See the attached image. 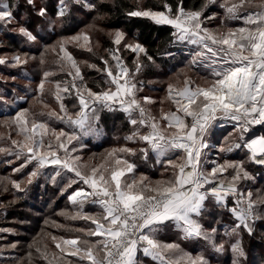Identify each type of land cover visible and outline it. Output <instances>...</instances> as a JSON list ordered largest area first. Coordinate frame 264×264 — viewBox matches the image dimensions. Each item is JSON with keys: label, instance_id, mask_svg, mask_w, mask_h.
<instances>
[{"label": "snow or ice", "instance_id": "1", "mask_svg": "<svg viewBox=\"0 0 264 264\" xmlns=\"http://www.w3.org/2000/svg\"><path fill=\"white\" fill-rule=\"evenodd\" d=\"M217 2L204 0L194 8L186 7L184 0H176L175 5L163 0L154 8L134 0V6L124 12L126 17L171 28L167 46L153 52L138 37L100 27V22L110 19L105 9L109 4L115 7L116 0H55L54 4L0 0V29L15 24L13 32L26 43L39 45L38 56L15 51L0 55V65L18 69L38 62L41 73L35 88L25 73L26 96L31 95L40 110L33 111L30 104L0 119V127L6 129L0 139L8 142L0 153L23 160L13 172L33 166L24 180L0 177L3 190L11 185L24 192L51 166L54 185L67 180L59 191L72 206L71 211L62 209L56 215L86 224L74 228L45 218L46 227L75 235L42 228L39 239L34 237L27 245L25 256L13 258L15 264H140L141 253L154 264H212V254L226 251L231 252V264L247 260L245 234L252 237L257 221H264V189L253 188L257 177H264V131H257L264 128V0H222V17L215 12L205 15ZM21 7L25 11L17 19ZM76 7L95 13L92 23L41 45L42 37L29 21L35 17L37 28L55 33L65 28ZM217 18V27L207 26ZM231 22H237L236 26ZM94 32L109 37L111 46L103 48L102 54H98L102 45L93 40ZM176 45L182 46V53L186 49L189 57L184 68L169 78L158 100L142 95L146 87L157 83L140 78L145 69L158 68V58L175 60L177 53L169 48ZM74 51L85 52L100 64L79 60ZM82 68L103 77L96 90L89 86ZM193 68L207 72L200 83L190 75ZM59 75L65 78L56 79ZM16 79L0 75L5 84ZM0 101L9 103L3 93ZM105 111L123 114L128 125L122 137L125 143L85 159V138L101 134ZM221 121L231 124L232 131L217 149L222 155L210 159L209 151L215 147L212 130ZM237 151L243 159L228 158ZM257 166L260 172L255 171ZM157 167L161 171L153 179L147 171ZM86 206L97 211H86ZM169 228L177 239L161 238ZM13 231L0 228V233ZM182 242L195 243L201 250L193 254ZM6 247L16 249L18 242Z\"/></svg>", "mask_w": 264, "mask_h": 264}, {"label": "trees", "instance_id": "2", "mask_svg": "<svg viewBox=\"0 0 264 264\" xmlns=\"http://www.w3.org/2000/svg\"><path fill=\"white\" fill-rule=\"evenodd\" d=\"M221 0H218L217 4L211 5L209 10L205 13V15H209L212 11H216L220 14H223V9L220 8ZM23 3V0H20ZM169 3L175 5L176 0H168ZM204 2V0H184L186 7H194L199 8L200 5ZM50 3L54 4L55 0H50ZM163 3V0H143V4L146 7H157ZM134 6V0H116L115 7L112 4H109L105 11H109L110 19L105 22H100V27L105 29H113V28H121L125 32L128 33L130 37H138L139 40L146 44L153 50V52L157 48L163 49L167 46V42L169 40V35L171 28L169 26H157L151 21L144 19V18H129L124 15L126 9H131ZM77 8V7H76ZM79 8V7H78ZM77 8V9H78ZM25 9L21 7L19 12L17 13V18L19 19L20 16L24 14ZM77 10H74V13ZM82 15L84 18H76L77 22H92V17L95 13L88 14L83 9H81ZM75 16V14L73 15ZM33 19V18H32ZM73 19V18H72ZM70 19L64 29H61L59 34L52 36L51 38H42L44 43H50L58 35H70L77 31L81 25L75 26V21ZM232 24L235 22H231ZM81 24V23H80ZM220 24V21L215 19L207 26H214L217 27ZM60 31V30H59ZM100 44L102 45L101 49L98 50V54H102L103 48L109 47L110 40L109 37L104 34L100 33ZM170 51L177 53L176 59L171 60L166 57L158 58L157 63L159 64L158 68H146L144 74L140 77L141 79L148 81L155 78H167L171 74H174L179 69L184 68L185 63L187 62L183 56H181V52L177 50L175 46L169 48ZM79 54H75L79 60H89L90 62H95L100 64L98 60H95L93 57L88 55L85 52L79 51ZM34 55H39V50L34 52ZM33 72L28 74V77L31 78V84L33 85L34 81H38L40 78V69L37 62L32 64L31 66ZM102 67V64H101ZM82 71L85 74V78L89 83V86L96 90L97 83L102 82L103 77L101 75H97L98 73L95 70L82 68ZM191 71L192 73H196L201 77L207 76L206 71H202L199 69L193 68ZM63 76V75H62ZM61 75L57 76L56 79H60ZM65 78V77H64ZM14 83V82H13ZM18 85V84H17ZM35 88V86L33 85ZM166 88L165 84H158L155 83L151 87H146L143 94L147 95V93L159 99V93L164 91ZM22 90V89H21ZM23 92H29L28 88H23ZM46 100L49 104H51L52 98L50 96H46ZM32 102L31 95H27L25 100H18L15 99L14 104H9L8 110L4 112H0V118H4L6 115H14L15 110H18L20 107L27 108L30 106ZM72 101L68 102V107L71 108ZM157 106H159L157 104ZM34 110V107H32ZM219 125V124H218ZM57 128L64 127L63 125H55ZM100 127L102 130L106 132V137L100 143L94 142L91 139L85 140L87 144L86 151H99L101 149H105L108 147L119 146L125 143L123 140V135L128 131L127 122L124 120V116L122 113H108L102 112L101 113V122ZM68 130L67 128H65ZM232 131V126H217L214 127L212 130V140L217 144L220 145V142L223 138ZM257 131H264V128H257ZM105 135V134H104ZM221 135V138H217V136ZM119 137L120 139H117ZM131 147H136L137 145L129 144ZM4 156H0V176L3 175L4 177H11L12 179L16 180H24L26 178V174L30 171L25 169L22 173H13L12 167L5 165L1 168L2 160ZM228 158L230 159H243L244 156L241 152L237 151L234 153L228 154ZM4 165V164H3ZM32 165H30V168ZM249 169L252 170V166H249ZM141 170L144 171V166L141 167ZM161 169L158 167L156 169H152L147 171V174L150 175L153 179L159 177ZM256 172H260V168L257 166L255 168ZM39 181L37 177L32 184L26 186V190L24 192H19L16 189L12 188L11 185H8V191H1L3 182H0V201L6 203L4 205V214L1 215L0 218L2 219L4 226L12 227V233H6L7 235L3 238V244L9 245L12 243L18 242V247L16 249L6 248L4 251V255H0V264H15V259L13 258H21L24 257L27 251V245L33 240L34 237H37V234L41 232L42 228H45V231L52 232L57 235H65V236H73L75 233L70 232H61L57 231L53 227H46L44 225L45 218L50 219H57L61 223L69 224L71 227L78 228L80 226L84 227L82 221H65L63 217H59L56 215L57 211L65 207V209L72 210L71 204L67 200V196H60V191L58 185H48L43 184ZM52 187V188H50ZM254 190L257 188L264 189V177H257V182L253 186ZM57 192V194H56ZM55 197V198H54ZM59 197V198H58ZM3 207V206H2ZM86 211H93L97 210L92 206H86ZM225 219H227V215H225ZM223 229H221L222 231ZM39 239V237H37ZM244 239L246 251L248 252V258L244 261V264H264V221H257L256 223V230L252 237H248L245 234ZM199 249V248H198ZM197 249V250H198ZM196 250V251H197ZM193 251V253H196ZM212 260V264H220L219 256L217 257H209ZM146 259V258H143ZM226 264H231L229 261H224Z\"/></svg>", "mask_w": 264, "mask_h": 264}, {"label": "rangeland", "instance_id": "3", "mask_svg": "<svg viewBox=\"0 0 264 264\" xmlns=\"http://www.w3.org/2000/svg\"><path fill=\"white\" fill-rule=\"evenodd\" d=\"M220 2H222V0ZM77 8L74 9V10H77V11H75V13H74L75 16L72 17L73 18L72 20L75 21V23H74L75 26L74 27H76L78 25H81V27H79L77 29V31H78L79 29L84 28L85 25L90 24L92 22L91 21L90 22L89 21L88 22H85L84 21L83 23L82 22L76 23L77 22L76 18H80V19L84 18V15H82V13H81V8H78V9ZM213 12L217 13L218 14V17H222L223 16V14H220V13H218L216 11H212L209 15H211ZM217 20L220 21L219 18H217ZM38 24H39V20L36 19L35 17H33V19H31L29 21L30 28L35 29L36 31H38L40 37H42V38H46V39L51 38L52 36H55V35L59 34L58 32H61L62 31L60 28H57V30H56L55 33H49L47 31L46 27L44 28V30L41 31L39 28H37V25ZM236 24H237V22L233 23L232 26H236ZM14 27H15V24H11V25L8 26L7 29H0V45H2V46H0V55H4V54H9L10 55V54H12L15 51L29 52L30 54L34 55V52H37L38 51L39 45L26 43L21 36H19L18 34H16L15 32L12 31V29ZM210 27L211 28H215L214 26H210ZM113 29H117V28H113ZM118 29H121V28L119 27ZM121 30H123V29H121ZM92 36H93V40L94 41L99 40V42H100V32H94V33H92ZM56 39H57V37H56ZM56 39H54L53 41H55ZM53 41H51L50 43H52ZM40 44L41 45L44 44V41L42 39H40ZM175 47L177 48V50L179 52H181L182 46L176 45ZM78 52L79 51H74V54L77 55V54H79ZM184 53H186V49H184ZM184 53L181 52V56H183L184 59L187 61L189 59V57L186 54H184ZM125 55H128V54L125 53ZM34 63L35 62H30L26 67H24V68H18V69H10V68H6L3 65H0V75H3L5 77H10V76H16L17 77V79L15 81L8 80L7 81V84H5L4 80H0V93H3L4 100L9 101V103L7 105H5L3 103V101H0V112H2V111L4 112L5 110L10 109L9 108V104H11L13 101H15V99H17V96H20V97L25 96V93L23 92V88H28L27 85L29 84V79L25 78V73H27V75H28V74H30V72H33V70L31 69L32 68L31 66ZM37 64H38V62H37ZM48 67H50V68L53 67V65L51 64V57L49 58V65H48ZM195 69L202 70L200 68H195ZM192 72L193 71L190 72V75L192 76V78L194 80H196L197 83H200L201 82V80H200L201 76H199L196 73H192ZM97 75H101V74L98 73ZM171 77H173V74H171L168 77V81H169V78H171ZM60 79H64V76L61 75ZM166 79L167 78H162V79L161 78H155V79H151V81H157L158 84H162L163 83V84L166 85V82H167ZM38 82H39V80L38 81H34L33 82V85L36 86V84H38ZM33 85H32V87H33ZM13 90H15V92H13ZM164 94H165L164 91H161L159 93V96L158 97L160 98ZM142 95H145V94L142 93ZM147 95H149V94L147 93ZM153 98L154 99H157L156 97H153ZM31 105H32V107H34V110L33 111L38 112L40 110L39 105H36L34 101L31 102ZM50 105L53 108H56L57 107V105H56V103H55L54 100L51 101V104ZM158 107L159 106H157V105L153 106V111L155 112L158 109ZM165 107H167V105H165ZM0 119H3V118H0ZM217 126H219V125L217 124L215 127H217ZM4 132H6V129L0 127V134H2ZM105 137H106V132L101 129V134L96 135V136L86 137L85 140L91 139L94 142H97V143L100 142L101 143ZM13 138H15V134L14 133H13ZM217 138H221V135L217 136ZM211 142L213 144H215V142L212 141V136H211ZM7 146H8V142L6 140H4V139H0V147H7ZM218 147H219V145H215V147H213L211 149L212 150V153H211V155H209V158L210 159H214V158L222 155V154H220L217 151ZM109 148H111V147H108V148H105V149H101L99 151H91V150L90 151H85V152L82 153V155L85 157V159H87V157L88 156H91L93 153L99 155L100 153H103L106 149H109ZM1 155L4 156V158L2 157L3 160H2L1 168L3 166H5V165H8L9 167H12V171L11 172H13V167H18L21 163H23V160L22 159L21 160H16L14 156H6L4 153H0V156ZM6 160H13L14 161V164H8V163H6L5 162ZM32 167L30 168V166H28L26 169L32 171ZM51 174H52V169H51V166H50L47 170L44 171V173L42 175L38 176L39 181L42 182L44 185L47 184V183H48V185H52L53 183L51 182V179H50V175ZM0 177H4V176L1 175ZM5 177H7V176H5ZM66 182H67V180L65 179L63 182H61V183L58 184V187L59 188L60 187H63V184L66 183ZM50 188H52V187H50ZM1 191L2 192L4 191L3 190V186H2ZM56 194H57V192H56ZM60 196L61 195H59V197ZM0 205L3 206V207H0V213H1V215H3L4 212H5L4 211V205H6V203H4L3 201H0ZM62 209H65V207H62ZM62 209H60V210H62ZM60 210H58L57 212H59ZM94 211H97V210H93L92 212H94ZM55 220H57V219H55ZM82 224L84 225V227L86 226L85 222H83ZM80 227H82V226H80ZM0 228H11V229H13L12 227H7L6 225L4 226V223H3V221H2L1 218H0ZM6 235H7L6 233H0V249H4L5 250L7 248L6 245L3 244V241H2L3 238H5ZM161 238L162 239H165V240H174V239H177V236L169 228V229H165L164 230V235ZM182 247H184L186 250L191 251V252L196 251L198 248L199 249L196 252H198V251L201 250V248H200L199 245H197L195 243H191V242H182ZM4 252L5 251H3L2 253H0V255L5 256L4 255L5 254ZM193 254H195V253H193ZM211 256L212 257L213 256L214 257H216V256L218 257L219 256L220 261L222 262L220 264H226V263H224V261H229L231 263V258L232 257H231V252L230 251H226L223 254H215L214 253ZM140 264H154V262L151 261L150 258H148V259H142V260H140ZM260 264H262V263H260Z\"/></svg>", "mask_w": 264, "mask_h": 264}, {"label": "built area", "instance_id": "4", "mask_svg": "<svg viewBox=\"0 0 264 264\" xmlns=\"http://www.w3.org/2000/svg\"><path fill=\"white\" fill-rule=\"evenodd\" d=\"M220 126H231V124H225L224 122H219L218 123ZM212 143V142H211ZM213 144V143H212ZM213 145H216V144H213ZM211 153H212V150H210V152H209V155H211Z\"/></svg>", "mask_w": 264, "mask_h": 264}, {"label": "crops", "instance_id": "5", "mask_svg": "<svg viewBox=\"0 0 264 264\" xmlns=\"http://www.w3.org/2000/svg\"><path fill=\"white\" fill-rule=\"evenodd\" d=\"M212 141H213V140H212ZM213 142H214V141H213ZM215 144H216V143H215ZM216 145H217V144H216ZM143 258L148 259L147 257H144L142 253L138 255V259H139V261L142 260Z\"/></svg>", "mask_w": 264, "mask_h": 264}]
</instances>
